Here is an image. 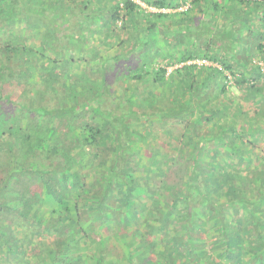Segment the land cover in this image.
Listing matches in <instances>:
<instances>
[{
	"label": "trees",
	"instance_id": "obj_1",
	"mask_svg": "<svg viewBox=\"0 0 264 264\" xmlns=\"http://www.w3.org/2000/svg\"><path fill=\"white\" fill-rule=\"evenodd\" d=\"M141 1L159 9L181 5L176 0ZM242 1L264 7V0ZM91 2H83L84 8L90 9ZM70 4L0 0V264H264V153L258 156L263 168L249 181L240 172L251 151L228 142L249 137L253 124L239 127L230 104L197 111L195 122L164 131L186 141L183 150L194 146L189 157L177 146L173 152L170 143L163 152L153 147L145 165L155 170L142 176L141 164L147 160L132 146L131 122L153 126L160 115L181 121L195 111L190 108L192 95L186 104L167 111L141 113L136 99L121 95L113 101L103 60L99 80L73 76L72 61L61 52L63 39L72 37L64 34L65 21L78 17ZM140 9L135 0H122L112 7L107 23H117L122 10L134 19ZM46 32L55 33L54 45L45 40ZM36 39L41 51L30 47ZM80 41L84 47V38ZM92 55L97 59L98 54ZM196 58L202 56L188 53L178 62ZM221 64L244 91L236 104L245 120V98L262 94L258 85L264 80V63L260 67L254 62L249 69L238 63L240 72L229 61ZM194 69L184 66L176 74ZM206 70L202 86L220 79L216 97H228L226 75ZM142 71L132 76L134 82L152 75ZM166 74L167 69L153 72L154 84L162 85ZM108 99L114 107L104 108ZM205 113L208 124L218 129L213 135L201 132ZM256 118L249 116V123ZM218 146L226 147L228 160L200 158L203 151L217 155ZM248 181L261 189L256 197Z\"/></svg>",
	"mask_w": 264,
	"mask_h": 264
},
{
	"label": "rangeland",
	"instance_id": "obj_2",
	"mask_svg": "<svg viewBox=\"0 0 264 264\" xmlns=\"http://www.w3.org/2000/svg\"><path fill=\"white\" fill-rule=\"evenodd\" d=\"M86 1H92L90 9L84 8L83 2ZM189 1H191L189 11L175 13L176 7H171L173 3H170V7L165 8L166 11H163L165 15H163V13H153L151 8L154 6L136 0L142 9L138 10L134 19L124 16L122 10L120 11L121 19L117 23H107L112 7L122 0H67L72 7L77 8L78 17L72 19L68 16L67 19L65 18L66 30L64 34H71L72 37L68 38L69 41L63 39L62 56L72 61L69 70L73 76L78 74L81 78L84 74L88 77L92 75L97 76L98 80L101 71L100 62L103 60L107 66L106 85L114 96L113 101H116L121 95L125 98L136 99V108H139L141 113H153L161 109L167 111L170 108L186 104L192 95L190 108L195 111L193 114L187 112L181 121L176 118H162L159 114L160 117H154L153 126L131 122L132 146H135L136 151L139 152V158L143 155L144 160L147 161L154 153L153 147L160 148L163 152L167 143L173 145V152L177 151L176 146L180 147L179 151L183 157L188 158L194 146L191 148L188 146L183 150L186 141L180 142L178 138H173L167 135V131H164L170 126L180 130L179 127L182 128V123L195 122L197 111L206 112L211 106H218L221 109L225 104H230L229 111L232 113V117H237L240 120L239 127L243 124H253L255 127V131L249 130V137L242 141L239 139L228 140L231 144L235 141L238 150L246 148L251 151L248 158L250 162H247L240 172L244 178L250 181L263 168L258 156L262 152L264 153V134L259 137V134L264 131V80H260L258 85L263 89L262 94L250 95L249 98H245L246 103H243L242 110L244 113H248L246 114L248 117L256 118L258 114L257 118L249 123L248 117L243 120L236 104V98L241 93L243 97L244 91H239L234 85V81L228 84L230 86L228 97L221 99L216 97L220 79H212L206 83V86H202L205 79H208L207 68L194 69L181 74H176V71L182 70L184 66H189L178 62L188 53L198 54L209 60L212 59L208 57L217 58L220 61L216 62L219 63L229 61L236 72H240L242 69L238 63L245 66L244 69L252 68L256 61L264 63V7L262 4L260 7L240 2L233 4L232 0H226L225 7L220 5L222 3L219 0L220 8L216 11L212 8L205 10V7L196 4L195 0H176V3L185 4ZM78 19L82 21L81 26L75 25L73 22ZM83 19L86 22L83 23ZM54 34L46 32L44 35L45 40L51 39V45H54L52 40ZM78 36L81 38L78 39ZM83 38L86 41L84 47L79 45ZM33 46L36 51L41 49L38 39L31 42L30 47ZM93 53L98 54L97 59L93 58ZM46 55L54 56L49 50H46ZM159 69H167V74L165 82L157 86L153 82V72ZM142 70H150L152 75L148 77L146 75L142 82H134L132 76L138 72L142 74ZM190 86H193V93L189 91ZM246 94H248L247 91ZM148 99L151 106L147 107ZM108 106L114 107L111 99L107 100L104 108H109ZM207 118L208 114L205 113V117L200 119L201 132L202 134L210 132V135H213L218 129L213 126V123L208 124ZM176 122H179L180 125H176ZM177 134L178 132L175 133V135ZM239 134L242 132L239 131ZM213 149L216 150L215 146ZM214 151L208 153L203 151L200 158L206 162L209 159L210 161L228 160L225 146H220L219 153L215 156L213 155ZM228 151H232L230 146ZM147 161L141 164L143 169L144 165L150 162V160ZM152 166H147L149 169L147 174L143 169L140 174L150 176L155 170ZM142 184L147 186L145 181ZM249 191L256 197V193L261 189L249 185ZM1 254L0 252V261L2 262Z\"/></svg>",
	"mask_w": 264,
	"mask_h": 264
},
{
	"label": "built area",
	"instance_id": "obj_3",
	"mask_svg": "<svg viewBox=\"0 0 264 264\" xmlns=\"http://www.w3.org/2000/svg\"><path fill=\"white\" fill-rule=\"evenodd\" d=\"M236 1L240 2L242 0H236ZM244 1H246V2H254L256 0H243L242 2H244ZM135 2H136V0H135ZM190 3H191V1L186 2L185 4L183 3L180 6L176 7L175 10H174L175 13L189 11L190 8H191V4ZM151 11L152 12L154 11L153 13H163V14H165V12H163V11H166V9L165 8L159 9V8L154 7V8H151ZM255 63H257L260 67H263V63L262 62L256 61ZM185 64H187L189 66H195L198 69H201V68H214V69H217V70H219L220 72H223L226 75V77L230 80L229 84H231L234 81L233 74L230 71H227L223 67V65L221 63H219V62H215V61L209 60L207 58H196V59H193V60H190V61L186 62Z\"/></svg>",
	"mask_w": 264,
	"mask_h": 264
},
{
	"label": "crops",
	"instance_id": "obj_4",
	"mask_svg": "<svg viewBox=\"0 0 264 264\" xmlns=\"http://www.w3.org/2000/svg\"><path fill=\"white\" fill-rule=\"evenodd\" d=\"M228 1H230V0H228ZM218 2H219V0H203L198 5H202L203 7H205V10L212 8L213 10L215 9L217 11L220 8V6H219L220 3L218 4ZM225 2H226V0H221L222 4H220V5H223L226 7ZM233 4H235V3H233ZM238 6H240V5L238 4ZM159 14H162V13H159Z\"/></svg>",
	"mask_w": 264,
	"mask_h": 264
}]
</instances>
